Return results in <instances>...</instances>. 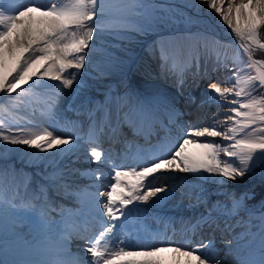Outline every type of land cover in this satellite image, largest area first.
I'll return each instance as SVG.
<instances>
[{
    "label": "snow or ice",
    "instance_id": "snow-or-ice-1",
    "mask_svg": "<svg viewBox=\"0 0 264 264\" xmlns=\"http://www.w3.org/2000/svg\"><path fill=\"white\" fill-rule=\"evenodd\" d=\"M200 3H206L208 8L214 9L227 22L232 32L240 38V47L248 58L244 68H237L229 78L234 81L231 87L210 85L212 95L208 99L216 102L217 107L222 106L220 101L228 102L229 96L234 97L229 102L231 114H226L222 122L228 127L224 131H219L216 124L203 128L188 127L187 135L174 152L170 146L161 145L145 157L143 162L147 166H139V161L137 166L131 168L113 166L111 182L104 191H101L99 183L104 179L99 168L90 170L89 178L93 180V191L90 193L92 202L102 209L106 220L101 222L102 230L93 238L80 236L89 245L85 249L90 254L87 264H160L155 258L165 251L186 258L185 264H224L217 258L211 240L191 248L183 245H138V250L130 251L126 250L130 246L115 236L116 229L128 219L130 207L167 191L166 188H154L148 184V179L158 172L207 173L234 180L244 177L258 160L264 162V95H252L257 87L264 88V60H255L252 56L257 48L264 50V42L258 34V29L264 25V0H247V3L244 0H239V3L228 0L227 10H222L224 0H200ZM147 7L144 0H128L124 11L142 15ZM109 11L106 0H23L18 7H10L9 0H0V94L11 99V94L22 93L23 86L29 85V82L45 77L60 81L64 87L70 88L85 64L87 49L96 33L112 28L104 20ZM233 11L236 14L235 24L232 22ZM245 69L248 74L241 76L240 72ZM253 71L254 75L251 74ZM68 75L72 78H67ZM134 112L148 118V112L143 107ZM125 118L131 119L129 114H125ZM216 137H222L227 143L222 145L207 139ZM74 139L55 135L47 128H5L4 123L0 122V148L4 151H19L9 146H25L23 155L36 159L46 158L53 151L57 154L71 151ZM188 145H196L202 151L191 155ZM28 149L33 151L29 152ZM161 154L168 158H160ZM221 154L225 157L223 161ZM89 156L97 165L104 160V153L96 147L91 148ZM242 200L243 197L235 201L234 208H238ZM20 224L37 227L39 220L25 215L20 218ZM261 232L264 233V226ZM71 235L65 233L61 237L64 252L68 251ZM4 239L0 233V264H64L60 260L10 262L3 258L6 251ZM240 239H243V235ZM226 243L229 251H233L232 241ZM117 257L145 259L117 261ZM73 264L85 262L76 260ZM243 264H264V234L260 236L255 253Z\"/></svg>",
    "mask_w": 264,
    "mask_h": 264
},
{
    "label": "rangeland",
    "instance_id": "rangeland-1",
    "mask_svg": "<svg viewBox=\"0 0 264 264\" xmlns=\"http://www.w3.org/2000/svg\"><path fill=\"white\" fill-rule=\"evenodd\" d=\"M144 2L146 5H148V7L144 10L143 14L132 15L124 11L125 6L128 4V0H106L110 11L104 18L105 23L109 24L107 20L110 19V25H112V29L115 28L113 33L120 37L122 41H125L126 44L132 43L137 46L141 44V46H143L144 43L136 38L143 37L146 39L152 37L153 35L151 33H154L157 35L158 39L159 37L165 36L162 33H166L167 29L169 31V29L174 28L176 22L178 24L189 26L190 28H197V25L203 26L204 20H200L197 16L203 13L206 14V16H212L210 18L213 21V25L210 28H212L213 31L220 30L216 24L217 20V23L219 21L223 25L225 29L224 32H226V34L233 35L231 27L227 24V22H225L223 18L215 12L214 9L208 8L206 3L201 4L200 0H144ZM244 2L247 3V0H244ZM22 3L23 0H9L10 7H18ZM234 3H239V0H234ZM227 7L228 0H224L222 10H227ZM193 10L196 12L193 13ZM195 14L197 17L194 18L193 15ZM232 22L233 24L236 23L235 11L232 13ZM158 28H162V30L157 31ZM190 30L191 29L180 30L189 31L188 33L190 34L187 36L172 35V38L180 42L181 40L197 39L198 35L194 34L195 32H198L199 34L204 33L207 36L206 40L208 45L198 50V59L196 63L193 64V69L191 71L185 72L182 70L181 72L176 73L177 76H182V78H178L177 76H174L175 74L168 71V68L174 64L171 62H168L166 69H164L162 72V70L158 67V60H156V57L149 59L146 56V49H141V46L138 48L136 54L132 49L130 54L126 53L124 59H119V71L112 69V60L110 59L113 57H109V61L105 64L98 66L92 65L90 71H86V64H84L82 70L86 76L88 74L90 76H95L91 78L92 85L87 91L89 94H95L97 92L98 94H101L104 89L99 91V83L103 85V79L118 75L120 76L118 78L119 80L115 81V84L105 87V89L107 87L108 88L101 94L96 105L85 104L83 106L81 111L83 115L79 120L86 121L87 118L92 119V115L100 105L105 107L118 105L123 97L127 98V93L129 90L128 85L130 83L138 88L135 93L139 101L134 102V108L137 109L143 105L148 107L152 103H155L154 99L148 97V93L153 92L155 97L157 92L153 91V86L146 82V78L152 77L150 76L151 73L155 71L157 72L160 69L156 82H158L165 89H176L177 86L181 87L179 93L182 102H174L173 106L179 105L181 112L184 113V115L179 116L175 123L171 125L173 128H175V133L172 135L170 143L166 144L167 146H170L171 148L172 146L179 144V142H182L187 135L188 127L203 128L216 124L219 131H224L228 125L222 122L225 120L226 114H231L229 102L234 97L229 96L228 102L220 101L222 106L217 107L216 102L210 101L208 99V97L212 95L210 85L219 84L222 88L231 87L234 81H230L229 78L237 68H244V65L248 62L247 55L240 47L241 42L238 43V46L234 45L237 42L236 40L229 43H222L217 41L213 36L201 30ZM105 31L109 32L111 30ZM221 36L226 37L227 39L225 40L227 41L233 39V37L227 35ZM128 48L131 49L129 45H120L116 47V49L120 50L119 54H122V52H125ZM209 48H211L214 52L219 50L221 52V57H215ZM236 51H238V54ZM138 52H140V54L137 55ZM163 54L165 55L164 51ZM252 56L255 60H264V56H258L257 54L254 55L253 53ZM131 59H133L132 67L128 72H126V63ZM148 59L155 60L157 62L155 67L154 65L152 66L150 72L146 71L145 67V62ZM139 62L142 64L141 67L138 65ZM99 70H106V72L104 75L99 76L97 73ZM247 74L248 71L246 69L240 72L241 76H245ZM251 74L254 75L255 72L253 71ZM70 78L72 77L70 76ZM48 79L49 78L47 77L39 78L36 84L30 85L29 88H24L22 93L11 94V99L0 94V106L4 105L5 107H8L11 115L18 117L17 121L19 127H38V123L35 126L28 124L20 116V114H27L36 120V122H39L40 120L36 116L37 110L34 106L35 101L38 98H44L50 105L61 104L63 106V104H65L66 100H57L58 86L54 85L53 80L48 81ZM123 83H125V85ZM82 85H89V82L83 81ZM252 95L255 97L264 95V88L257 87ZM152 114L153 113H151V115ZM71 116L72 112L69 111L66 113L65 118L68 117L66 119H72ZM90 123L82 126L64 127L59 132L53 128H47L49 131H53L55 135H60L63 138L73 137L76 140H80L82 142L79 147L82 150L77 149L76 151H71L75 154L64 159L65 162L62 169H56L54 170V173L46 176V179L49 180V184L47 185L49 191L39 189L38 186L41 184V180L35 178L36 172H33L31 167H34L35 164L37 165L39 161L47 162L50 166H54L57 163L59 156L65 155L68 152L60 153L58 156L55 154L52 156L47 155L46 158L40 160H37L34 157L21 156L20 158L24 159H13L14 161H11L12 163L10 164L9 169L4 168L9 167V161L0 160V178H2L4 181V187L2 189L0 188V219H2L0 223V233H2L5 238L4 242L13 246H19L28 251H36L37 249L39 252H41L37 245V239L35 240L34 245L30 247L28 243L30 242L31 245V243L34 241L31 240V238L34 236L28 233L23 234L22 232H35L40 228L41 220H46L49 222L56 213L60 211L67 212L75 209L76 205L80 201L77 197L78 193L76 190L81 188L85 189L89 193L93 191L91 187L93 180H88L90 179V170L98 167L103 177L109 176L112 174V171L108 175H105L104 172L109 171L110 169L113 170V166H120L123 161V157L127 154H129V159H127L124 165L120 167L131 168L137 166L138 161L141 162L139 166H146V163L143 162L144 159L140 160L139 158L134 157V159L131 160L132 153L125 151L121 147H119L116 152V162L113 159V161H109L108 158H104V160L98 165L94 164L89 156L91 148L96 147L102 152L106 151L103 146L89 140L87 135L81 131L82 127L89 126ZM158 135L159 134H157L156 137H152V139L143 146L142 150H145V152L148 150L149 155H151L154 149L158 148L159 145H162V137H158ZM207 139L214 140L215 143L222 145L227 143L223 141L222 137ZM192 146L194 148L193 151L195 155L202 151L201 149L197 148L196 145ZM187 147L189 151V146ZM10 155V151H4L3 148H0V157L8 158ZM43 156L44 155H42V157ZM164 156L166 155L161 154L160 158H165ZM110 157L113 158V155L110 154ZM220 158L222 161L225 159L223 154H221ZM262 163L263 162L258 160L256 165L244 177H237L234 180L219 176H210L207 173L199 175L197 173L190 172L184 173L179 171H161L155 174L154 177H150L148 179V184L154 188L167 189L166 192L158 194V197H156L157 200L166 201L168 204L174 202L177 204L175 205L176 209L181 208L188 211L195 208L193 204L197 203V201L189 203L187 199L196 198V194H211V196L214 198H211L209 201L210 206L206 207L204 211L199 210L196 215H200L198 216L200 218H206V213L218 212L223 213L225 219L224 222L216 220L217 222L213 223V226L216 227L214 233L208 236H202L201 239H206L205 241L211 240L214 242L217 258L224 261V264H243L244 261L240 262L239 260L244 259L247 256L245 255L246 251H241L242 245H240V243L244 242L245 238L248 236L246 231L248 228V221L251 219L250 216L248 217L246 214L253 209L256 210L259 207V204H254L255 208L248 207L247 209H244L242 207V203L238 208H234V202L239 201L244 194L249 193L250 188H248V184L250 186H258L264 183V170L257 167L261 166ZM6 172L11 174L10 178H8L7 175H4ZM3 175L4 177H2ZM19 175H25V179L22 180V176ZM14 176H17L19 180L18 183H15L14 185L16 190H14V187L10 185L8 181ZM80 184H83V187H80ZM174 189L186 190V194H177ZM37 197H39V199H37ZM45 199L51 201L52 204L49 203L44 206L43 201H45ZM203 200L205 199L198 200V204L201 205V201ZM263 201L264 199L259 198L255 200L254 203L259 202L261 205ZM42 212L44 213L43 216H41ZM3 214H5L6 217L8 216V218L5 219ZM25 215L38 219L39 225L37 227H21L20 218ZM12 216H16L19 220V223H12ZM6 226L7 228H5ZM209 231L212 232V230ZM242 235L243 239H240ZM217 237H220V239H218L220 241H215V238ZM228 241H232L233 251L231 252L229 251L226 243ZM202 242L203 241L199 242L198 244ZM256 242L257 240H254V243H252V245L248 244V246H255ZM238 245L239 250L236 251ZM193 246L196 247L197 245ZM23 260L27 261L26 257H23ZM177 262L175 264H177ZM161 263H164V261Z\"/></svg>",
    "mask_w": 264,
    "mask_h": 264
},
{
    "label": "bare ground",
    "instance_id": "bare-ground-1",
    "mask_svg": "<svg viewBox=\"0 0 264 264\" xmlns=\"http://www.w3.org/2000/svg\"><path fill=\"white\" fill-rule=\"evenodd\" d=\"M207 24L210 25V27H212L213 25V21L212 19H207ZM221 39L225 40L227 39L226 37L224 36H219ZM227 41V40H226ZM231 41V40H230ZM96 43V42H90V47L87 49V52H86V55L88 53V51L90 49H93V44ZM97 44V43H96ZM99 44V43H98ZM113 50V49H112ZM110 51V50H107V52ZM107 58V54L105 56L104 59ZM88 59H90V63L91 64H101V62H103L102 59H99L98 61L96 60H93L90 56L88 57ZM133 59L130 60V62L132 63ZM138 61V59H137ZM140 61V60H139ZM141 62V61H140ZM138 63L139 67H141V63ZM155 64L156 62L153 61V60H147L145 62V67H146V71L150 72L152 66L154 65L155 67ZM128 68H130V65L128 66ZM152 77H147L146 78V82H148L149 85L153 86V91L155 92H158L159 95H160V98L159 97H155V103H153L152 105L148 106V107H144V109H150L153 111L154 113V119H157V120H163V116H161L162 114H165V115H171L172 112L175 110V107L176 106H173L174 102L175 103H181V96H180V93H179V90L176 88V89H165L163 88L157 81V76H158V71L156 72H153L151 73ZM86 76H82V77H78L74 80V83L73 85L68 88V87H64L60 81H56V85H58L59 87V90H60V97L62 99H65L67 97H70L75 91H77L80 87V84L81 82L85 79ZM119 77V76H113V77H110V78H106V79H103V85L101 83L100 84V89L99 91L105 89V87L107 85H109L110 83H112L113 81L116 80V78ZM113 78H115V80H112ZM128 79V78H127ZM138 79V78H136ZM32 83H36V80ZM55 84V83H54ZM125 85V83H123ZM147 85V84H146ZM145 88V87H144ZM155 88V89H154ZM151 93V92H150ZM85 96L83 97V99L77 104V108L78 107H82L84 106V103H85ZM131 100H135V99H131ZM132 105L131 101H128V105H127V100L126 99H123L120 104L118 105L119 106V112L121 114V117L123 118L124 117V121H126V118H125V114H129L130 117L132 118V121L133 122H138V123H143L144 122V119L142 116H138L136 113H133V114H130V106ZM153 106H154V109H153ZM76 108V109H77ZM64 113L62 112H55L56 114H61L63 115L64 117V114H65V109L63 110ZM175 114L178 112V110H175L174 111ZM110 116V119L112 120V116ZM91 122V121H90ZM63 123V121H60V125ZM86 124H87V121H86ZM50 127V125H49ZM81 142H78V143H73L72 144V150H76L79 146H80ZM56 152L53 151L52 153H50L51 155H54ZM85 195H89L88 192L85 193ZM84 196V194L82 195ZM88 200H90L92 197L91 196H88L87 197ZM160 216V215H159ZM2 219H0V223H1ZM64 220L63 218H61L59 221H57L56 225H55V228L57 229L58 233L60 234V230L61 228L63 227L64 225ZM182 222L179 221L178 222V225L181 226ZM50 226V225H48ZM52 227V226H50ZM46 231H48L46 229ZM170 233L172 234V236L175 238V239H178L179 236L181 235V232L179 230L176 229V227H174ZM61 235H60V238L56 239L54 238V241L53 242H47L46 239H42L40 240V242H38V245L41 246L42 248L44 249H48L50 251H47L45 253H41L43 258H40L41 260L43 259H47V261H51V260H59L61 257H60V250L59 248L61 247L60 244H61ZM188 238H191L190 236V232L189 231H186L183 235V239L187 240ZM8 253L10 254H13V252H10L8 250H6ZM19 252V251H18ZM185 259L184 257H179L177 254H175L172 259H171V264H175L177 261V264H185Z\"/></svg>",
    "mask_w": 264,
    "mask_h": 264
},
{
    "label": "trees",
    "instance_id": "trees-1",
    "mask_svg": "<svg viewBox=\"0 0 264 264\" xmlns=\"http://www.w3.org/2000/svg\"><path fill=\"white\" fill-rule=\"evenodd\" d=\"M260 40L264 42L263 39H260ZM261 167L262 169H264V162ZM248 188H250L249 193L243 195L242 202L244 203V205L254 204L255 200L259 198H264V183L258 186L249 185ZM250 218L251 219L248 222L249 227H250V229L248 230V233H253L256 235L255 236L249 235L248 240L252 238L253 240H256V239L260 240V236L264 234L261 232V228L262 226H264V203L257 211H254L250 214ZM249 250L253 251V249H250V248Z\"/></svg>",
    "mask_w": 264,
    "mask_h": 264
}]
</instances>
